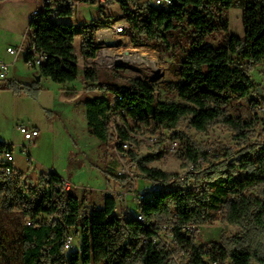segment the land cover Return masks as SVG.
Instances as JSON below:
<instances>
[{"label": "trees", "instance_id": "1", "mask_svg": "<svg viewBox=\"0 0 264 264\" xmlns=\"http://www.w3.org/2000/svg\"><path fill=\"white\" fill-rule=\"evenodd\" d=\"M75 1L98 2L52 0L60 3L53 9L42 0L43 7L32 17L26 62L34 56L33 47L48 56L46 63L36 66V80L38 76L58 83L78 79L77 33L83 56L95 58L100 50L98 33L114 24L102 3L100 17L90 23L77 27L58 21L55 15L74 14ZM120 4L132 45L172 57L169 71L173 79L165 86L180 101L158 99L156 84L145 77L112 70L116 79L123 78L122 83H112L103 81L95 66L85 65V93H102L85 99L89 132L106 144L113 145L117 138L118 149L126 151L124 143H138L127 120L151 118L154 133L174 131L179 158L184 165L197 168L210 154L189 134L177 130L182 120L201 133L222 125L244 146L238 157L226 150L222 153L225 160L177 183L170 181L179 174L152 165L165 153L164 146L146 155L129 151L140 178L167 184L145 196L137 208L144 221L139 215L117 211L119 201L109 194L103 207L83 212L86 198L64 190V177L54 170L43 171L34 180L14 164L10 174L0 168V264H136L141 240L152 232V225L146 223H153V217L163 220L173 214L178 215L179 225L220 221L237 226L240 230L235 235L212 242L218 246L216 254L222 264H264V143L252 142L257 127L264 126L259 113L264 99L251 97L257 83L247 67L264 63V0H172L169 6L120 0ZM233 7L243 11V36L230 32L227 13ZM222 33V40L215 42L216 35ZM34 83L39 84L38 80ZM117 95L122 99L114 102ZM244 99H248L252 115H233V104ZM113 117L126 120L115 126L116 131L111 126ZM7 149L12 151L13 147L0 141V151ZM111 175L122 185L132 183L130 175L117 171ZM73 230L83 235L77 251L65 247ZM180 237L184 240L187 236ZM186 247L202 248L194 237ZM141 260L143 264H161L163 256L149 244Z\"/></svg>", "mask_w": 264, "mask_h": 264}, {"label": "rangeland", "instance_id": "2", "mask_svg": "<svg viewBox=\"0 0 264 264\" xmlns=\"http://www.w3.org/2000/svg\"><path fill=\"white\" fill-rule=\"evenodd\" d=\"M2 1L6 0H0ZM29 1L32 0H8L3 13H0V58L10 64L7 79L0 81V141L13 147L14 166L17 169L24 171L34 180L40 176L41 172L54 170L71 181L74 192L80 198H86L84 202L97 203L96 205L103 202L108 192L114 193L119 201V212L128 215L129 211L133 214L137 213V204L134 201V195L131 194L134 186L142 187L148 182L140 178L138 165L129 151L146 155L155 153L164 146L165 153L152 165L179 175L187 174L186 180L190 175L197 174L225 160L222 153L226 150L227 152L230 150L234 157H238V152L244 145L234 140L232 131L222 125L214 126L208 132L201 133L190 128L188 121L182 120L177 128L189 134L199 145L208 150L209 159L202 158L198 168L193 164H183L179 158L178 145H174L173 148V143L176 142L173 139L174 131L159 130L154 133L151 118L148 121L127 120L128 124L135 129L131 132L138 143L131 142L132 147L125 149L126 151L118 149L117 138L112 145L104 143L91 134L87 125L85 99L102 93L100 91L85 93L83 72L85 65L95 66L100 78L107 82H123V78L114 77L112 70H120L121 74L126 76L145 77L156 84L158 99L180 101L177 95L165 86L167 81L173 79L169 71V65L173 59L167 54L161 56L152 49L135 48L129 34L117 33L113 28L105 30L108 31L106 33L99 34L102 41L99 43L98 38L97 43L101 51L96 57L86 58L81 51V35L78 32L74 44L81 65L78 79L58 83L43 77L38 80L39 84H35L37 71L26 62L30 32L23 43L25 34L24 32L20 34V27L17 26L22 21L21 14L27 8L33 7L28 3ZM134 1L139 4L155 2V0ZM39 2V7L42 8V0ZM78 2L75 1L72 16L55 15L56 19L79 27L100 17L101 1L97 3ZM105 5L106 13L110 14V19L114 21L112 27L115 24L124 23L120 0H109ZM227 14L231 22L230 32L243 36L242 9L233 7ZM2 17L5 18L3 21ZM223 37V33L217 34L215 42L222 40ZM8 45H13L14 48L23 45L24 51L15 59L7 52ZM247 67L251 69L252 77L257 83L251 97L263 100L264 63L254 68L247 64ZM73 89H77L78 93L69 98L65 97L64 92H73ZM231 111L235 116L245 117H250L253 113L248 99L234 103ZM259 111L264 117L261 109ZM115 118L111 123L114 131H116L117 124L123 125L126 122L123 118ZM21 124L28 127L38 126L41 130V139L32 142L26 140L19 128ZM252 142L253 144L264 143L262 124L257 127V136ZM28 152H30V161H28ZM114 171L130 175L132 183L129 181L123 185L120 184L117 178L111 175ZM101 204L103 207V203ZM83 212L86 211L83 209ZM239 230L237 226L216 221L213 224L201 226L197 241L201 244L220 243L223 236L231 237ZM71 234L74 241L72 250H80L83 244L81 231L73 230Z\"/></svg>", "mask_w": 264, "mask_h": 264}, {"label": "built area", "instance_id": "3", "mask_svg": "<svg viewBox=\"0 0 264 264\" xmlns=\"http://www.w3.org/2000/svg\"><path fill=\"white\" fill-rule=\"evenodd\" d=\"M98 2L106 4L108 0H97ZM46 3L51 5V8L58 9L60 7V3H54L52 0H46ZM79 3V2H78ZM172 3V0H155L154 4L158 6H169ZM38 9H35L32 13V17L38 14ZM127 24L124 22L122 24H115L112 28H118L120 33L123 32V28H126ZM27 34L25 35V38ZM24 51L23 45L18 48H14L12 46L7 48V52L17 59L21 53ZM28 52V47L26 49V53ZM31 52L34 54L33 58L27 62V64L36 69V64H44L46 63L48 56L47 54L37 53L35 47L31 49ZM10 64L5 62L0 58V81L6 80L9 74ZM122 99L120 95L115 96V100L119 101ZM122 110V109H121ZM261 111L264 113V107H261ZM116 119L112 118L111 123ZM22 134L25 139L29 142H32L38 135L39 130L34 127H28L25 124H21L19 126ZM177 142L173 143L176 145ZM131 142L124 143V149L132 147ZM178 145V144H177ZM2 153H14V149L12 151L5 150L0 151V158ZM124 154V153H123ZM126 156V154H125ZM30 152H28V161H30ZM202 160V159H201ZM194 167L192 166V169ZM7 174L13 172L12 166H8L7 169L3 170ZM187 178V174L185 175H173L170 183H177L179 181H185ZM62 187L66 191L74 190L73 184L70 180L64 178L62 182ZM167 184L155 183V182H147L146 184L140 187L139 185H135L133 189L134 201L137 204V208H139L140 197L143 196H151V192L158 191V189L166 188ZM109 195H114V193L108 192ZM115 196V195H114ZM119 211L118 207L116 209ZM128 214V215H132ZM135 215H139V212ZM147 225H152V232L149 236H145L142 238L140 246L138 248V258L136 264H143L141 260V256L146 251L147 246L150 244L153 247V251L163 256V262L161 264H222L221 259L216 254L217 247L213 243L209 244H201L197 241V236L199 230L201 228L200 225L194 224H184L179 225V218L177 214H173L167 216V218L160 220L157 217H153V223H146ZM180 235L187 236L184 240L180 237ZM194 237L195 243L202 248L199 251L193 250L190 247H186L191 238ZM65 247L67 250H71L74 247L73 235L70 234L67 238Z\"/></svg>", "mask_w": 264, "mask_h": 264}, {"label": "crops", "instance_id": "4", "mask_svg": "<svg viewBox=\"0 0 264 264\" xmlns=\"http://www.w3.org/2000/svg\"><path fill=\"white\" fill-rule=\"evenodd\" d=\"M8 0H6V1H2V2H0V13L2 14L3 13V11H4V8H5V6H6V2H7ZM40 0H32V1H29L28 3H30V4H32L33 5V7H31V8H27V10L26 11H24L21 15V19H22V21H21V23H19L20 25H17L18 27H20V34L22 33V32H24V34L26 35V34H28L29 33V29H30V23H31V20H32V13H33V11L36 9V8H39V2ZM3 18V17H2ZM5 18H3L2 19V21L4 20ZM242 19H243V11H242ZM106 32H108V31H105V30H103V31H100L99 33H98V38H99V34L100 33H106ZM25 35H24V39H23V43L25 42ZM102 41V38H99V43ZM10 46H13V45H8V47H10ZM7 47V48H8ZM92 59V58H91ZM69 90V89H68ZM67 90V91H68ZM71 90V89H70ZM74 91L73 92H69V93H66V92H64V94H66V96L65 97H67V98H69V97H72V96H74V94H76V93H78V90L77 89H73ZM87 118V117H86ZM34 128H36V129H38L39 130V135L34 139V140H40L41 139V130H40V128L38 127V126H35ZM74 191V190H73ZM104 198H105V196H104ZM97 202V201H96ZM101 203H103L104 204V200H103V202H101ZM98 204V205H96L97 203H93V202H84V204H83V206H82V209H84L86 212H90V211H92V208L93 207H97V208H101L102 207V204ZM127 205H128V203H127ZM127 207V206H126ZM128 209H129V206H128ZM127 214H131V212L129 211V212H127Z\"/></svg>", "mask_w": 264, "mask_h": 264}, {"label": "bare ground", "instance_id": "5", "mask_svg": "<svg viewBox=\"0 0 264 264\" xmlns=\"http://www.w3.org/2000/svg\"><path fill=\"white\" fill-rule=\"evenodd\" d=\"M117 33H120V30H118V28H113ZM126 28H123V32L125 33ZM41 64H36V66H40ZM15 162V156L14 153H2L1 154V158H0V168L7 169L8 166H12ZM13 168V166H12ZM145 196L140 197V202H139V206L142 202V200L144 199ZM138 219L141 221H144V218L142 215L138 216Z\"/></svg>", "mask_w": 264, "mask_h": 264}, {"label": "water", "instance_id": "6", "mask_svg": "<svg viewBox=\"0 0 264 264\" xmlns=\"http://www.w3.org/2000/svg\"><path fill=\"white\" fill-rule=\"evenodd\" d=\"M100 51H101V50H99V51H98V53H99ZM98 53H97V54H98ZM40 79H41V77H40V76H38V77H37V80H40Z\"/></svg>", "mask_w": 264, "mask_h": 264}]
</instances>
